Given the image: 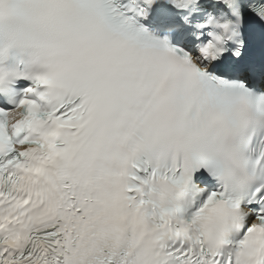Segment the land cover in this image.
Here are the masks:
<instances>
[{"label": "snow or ice", "instance_id": "snow-or-ice-1", "mask_svg": "<svg viewBox=\"0 0 264 264\" xmlns=\"http://www.w3.org/2000/svg\"><path fill=\"white\" fill-rule=\"evenodd\" d=\"M0 264H264V0H0Z\"/></svg>", "mask_w": 264, "mask_h": 264}]
</instances>
